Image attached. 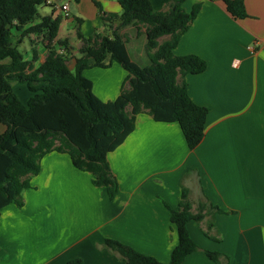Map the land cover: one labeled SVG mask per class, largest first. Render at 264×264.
I'll list each match as a JSON object with an SVG mask.
<instances>
[{"label":"crops","instance_id":"0c3cea01","mask_svg":"<svg viewBox=\"0 0 264 264\" xmlns=\"http://www.w3.org/2000/svg\"><path fill=\"white\" fill-rule=\"evenodd\" d=\"M95 1L101 10L93 0H45L37 8L33 23L43 16L61 18L54 40H67L71 70L82 56L79 34L86 38L104 31L100 11L121 12L118 0ZM243 1L248 16L241 19L232 17L222 0L182 4L190 11L200 3L173 49L176 55L193 53L207 62L204 71L185 75L190 98L208 108L199 144L189 149L176 122L138 113L132 132L107 156L118 181L113 199L92 183L89 172L74 167L67 153L44 154L38 173L22 191V206L10 203L0 211V264H66L74 258L81 264H126L103 244L105 238L168 262L178 241L170 211L178 208L183 188L192 213L199 202L221 211L207 207L202 220L187 222L200 249L187 254L182 264H215L204 250L219 252L222 264H264V0ZM150 2L155 10L168 8L163 0ZM62 3L66 11L60 9ZM144 29L138 34L131 26L119 30L127 51V44L139 37L145 48ZM34 37H25L26 58L34 45L37 65L46 49L43 38ZM83 74L99 98L112 100L127 72L113 62ZM96 79L99 93L94 91ZM4 129L0 123V133ZM211 219L208 236L204 232Z\"/></svg>","mask_w":264,"mask_h":264},{"label":"trees","instance_id":"16d2710c","mask_svg":"<svg viewBox=\"0 0 264 264\" xmlns=\"http://www.w3.org/2000/svg\"><path fill=\"white\" fill-rule=\"evenodd\" d=\"M184 1L163 0L168 8L160 11L150 0H118L120 14L100 11L103 32H93L86 38L79 34L82 44L78 51L82 56L75 59L71 70L67 65V40H54L61 18L43 16L33 23L38 6L45 0H0V123L5 126L0 133V211L10 203L22 206V191L30 186V176L38 173L42 156L54 150L67 153L74 167L89 172L92 183L103 186L113 199L118 181L107 156L132 132L140 112H147L155 121L176 122L189 149L199 144L208 108L190 98L185 75L204 71L207 62L193 53L173 52L200 9V3H196L186 11ZM222 1L232 17L248 16L243 0ZM93 2L101 10L100 4ZM126 26L135 28L136 34L145 28L149 64L139 65L131 59L127 40L119 33ZM29 34L41 36L46 49L44 60L37 65L38 50L33 42L29 58L19 49ZM163 36L168 37L160 42ZM113 62L120 64L127 75L118 95L103 100L92 91V81L83 71L107 68ZM14 84H24L30 92L25 104L15 93ZM180 197L178 208L170 211L178 241L168 262L117 239L105 238L103 244L122 256L126 264H182L187 254L200 249L188 232L187 222L202 220L207 207L221 210L199 202L192 213L186 188ZM213 226L211 219L204 233L209 236ZM204 252L215 264H222L219 252ZM66 264H81V259Z\"/></svg>","mask_w":264,"mask_h":264},{"label":"rangeland","instance_id":"374dc122","mask_svg":"<svg viewBox=\"0 0 264 264\" xmlns=\"http://www.w3.org/2000/svg\"><path fill=\"white\" fill-rule=\"evenodd\" d=\"M17 35H19L17 33ZM35 37H34V40H38L41 38V36H37L35 34H33ZM164 39V37L160 38L159 40L162 41ZM127 47H128V51H129V55L131 57L132 60H134L136 63H138L139 65H147L149 64V59L146 55V50L142 44V39L137 38V39H134L131 41V43L127 44ZM19 49L22 51L23 55L26 57L27 56V52H29V41L27 38H24L23 39V42L22 44L19 45ZM68 60H69V57H68ZM68 63L70 64V61H68ZM21 85V84H20ZM95 86V92L99 93L97 87L100 86V82L96 79V82L94 84ZM14 91L15 93L17 94L18 98L22 101V102H26V99L23 100L26 95L28 93H30L27 89V87L24 85L19 86L18 84H14Z\"/></svg>","mask_w":264,"mask_h":264},{"label":"built area","instance_id":"2783aa9c","mask_svg":"<svg viewBox=\"0 0 264 264\" xmlns=\"http://www.w3.org/2000/svg\"><path fill=\"white\" fill-rule=\"evenodd\" d=\"M60 9H61L62 11H66V10L68 9L67 4H66V3H62V4L60 5Z\"/></svg>","mask_w":264,"mask_h":264}]
</instances>
